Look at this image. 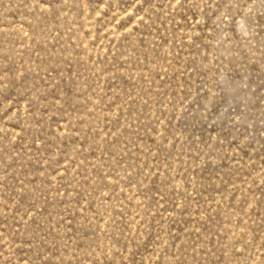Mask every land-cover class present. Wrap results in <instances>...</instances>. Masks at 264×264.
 Instances as JSON below:
<instances>
[{"label": "rangeland", "instance_id": "obj_1", "mask_svg": "<svg viewBox=\"0 0 264 264\" xmlns=\"http://www.w3.org/2000/svg\"><path fill=\"white\" fill-rule=\"evenodd\" d=\"M0 264H264V0H0Z\"/></svg>", "mask_w": 264, "mask_h": 264}]
</instances>
